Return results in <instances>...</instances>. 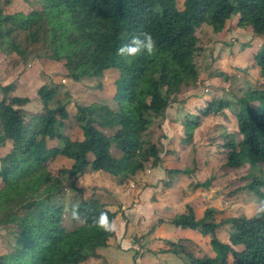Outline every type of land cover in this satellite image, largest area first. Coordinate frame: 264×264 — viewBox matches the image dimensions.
I'll list each match as a JSON object with an SVG mask.
<instances>
[{
    "label": "trees",
    "instance_id": "trees-1",
    "mask_svg": "<svg viewBox=\"0 0 264 264\" xmlns=\"http://www.w3.org/2000/svg\"><path fill=\"white\" fill-rule=\"evenodd\" d=\"M179 1L5 0V6L0 5V57L6 58L7 73L20 64L27 66L31 58H45L62 66L65 80L94 79L103 91L112 88L109 103L76 105L70 119L67 107L73 102L67 93L60 96L64 85L39 87L42 108L33 112L25 109L29 97L13 95V83H0V150L6 149L0 154V227L15 230L13 247L0 255V264L102 260L101 253L115 233L98 229L93 219L106 211L115 221V214L99 199H85L79 191L75 204L87 222L72 220L70 207L74 227L67 230L65 206L59 203L63 179L81 177L90 168L122 187L158 167L162 145L152 139L150 130L161 129L174 97L190 93L199 83V32L208 28L219 35L233 25L249 30L254 38L264 37V0ZM142 32L151 33L157 42L154 56L141 54L129 60L117 55L122 44ZM252 62L263 79L257 89H249L233 105L213 98L197 108L195 119L185 122L184 132L185 142L191 143L193 131L204 119L231 110L235 131L222 135L219 143L226 152L225 167L232 172L247 169L244 178L250 183L236 191L247 190L260 201L264 200V47ZM69 120L80 137L63 132ZM56 160L70 166L53 175L49 168ZM191 173L166 169L163 187L170 188L168 176ZM213 180L193 187L207 190ZM215 215L208 206L197 216L187 203L171 219H159L153 232L169 222L177 232L207 240L195 247L188 234L176 242L167 239L158 254H173L183 264H264V217L241 214L217 222ZM125 222L127 227L129 221ZM222 227L227 231L221 239Z\"/></svg>",
    "mask_w": 264,
    "mask_h": 264
},
{
    "label": "rangeland",
    "instance_id": "rangeland-1",
    "mask_svg": "<svg viewBox=\"0 0 264 264\" xmlns=\"http://www.w3.org/2000/svg\"><path fill=\"white\" fill-rule=\"evenodd\" d=\"M4 4L5 0H0V5L5 6ZM12 7V3L7 5L8 9ZM198 41L201 53L196 60L200 80L194 90L195 93L188 98L191 102H186L183 96L174 97L166 110L165 124L159 130L155 126L150 130L152 139H159L162 145L160 168H149L148 171L138 174L132 184L127 183L132 196L129 192L126 193L122 202L115 201L112 197L119 186L118 181L105 178L102 172H93L88 168L81 177L63 179L64 191L59 203L65 206L63 226L67 230L74 227L69 211L75 204L79 191L85 199L96 198L105 202L107 208L117 218L115 236L110 245L102 251V260H93L85 264H134L135 262L183 264L180 258L173 254H158V250L162 248V241L168 239L176 242L185 233V231L177 232L176 227L169 222H165L153 232L152 229L159 219L166 221L178 214L176 210H170L167 202L172 201L171 206L176 204L177 200H182L184 204L190 203L194 206L197 216L201 215L204 208L210 206L215 209V220L219 222L241 214L250 216L251 210L259 201L247 190L236 191L250 183V180L244 178L247 169L232 172L225 167L226 152L219 143H222V135L235 131L232 111L226 108L222 116L213 115L204 119L201 127L193 131L191 143L185 142L184 125L187 120L195 119L197 108L206 106L213 98L229 101L230 105H233L246 91L257 89L263 79L258 69L253 67L252 58L261 47H264V37L254 38L249 30L231 25L229 30L219 35L204 28L198 34ZM8 59L10 61L11 58ZM7 68L6 58L0 57V83H13L15 87L13 95L29 97L31 103L25 108L27 111L34 112L42 108L37 96V90L42 85H64L60 90V96L67 93L73 102L67 107L70 119L73 112L71 108L76 105L86 106L102 100L108 103L110 101L109 94L112 88L103 91L94 79L78 83L65 80L62 66L51 63L45 58H31L27 66L20 64L11 70V74L7 73ZM20 71L23 73L21 72L22 74L20 73L21 75L19 74L20 76L14 80L12 75ZM171 123L176 124V128L171 129ZM74 127V122L69 120L63 132L70 138H78L80 133ZM169 136L170 139L167 140ZM3 152L5 151H0V154ZM69 166L68 162L56 160L49 170L56 175L61 168ZM166 169H190L192 173L168 176L171 182L170 188L166 189L163 187L167 180ZM257 175L261 177L260 174ZM210 178L214 180L207 190L194 189V185ZM142 181L145 184L138 185V182ZM140 186L144 190H140ZM262 191L264 192V188ZM124 203L126 208L122 207ZM123 209V215L132 220L133 225L135 224L133 228H129L128 233L123 231V223L126 219L121 215ZM182 210L184 211V208ZM14 231L12 227H0V255L12 249ZM226 231L224 227L219 229L218 235L221 239ZM188 235L195 247L196 244H203L207 240L192 233Z\"/></svg>",
    "mask_w": 264,
    "mask_h": 264
},
{
    "label": "clouds",
    "instance_id": "clouds-1",
    "mask_svg": "<svg viewBox=\"0 0 264 264\" xmlns=\"http://www.w3.org/2000/svg\"><path fill=\"white\" fill-rule=\"evenodd\" d=\"M158 51L157 42L149 32H142L139 35L133 36L128 43L122 44L117 49V55L129 60L135 59L141 54L154 56ZM71 219L79 223H86L87 217H81L80 205L75 204L71 207ZM251 216L256 218L264 217V200L258 201L251 210ZM93 224L98 229L104 232L116 231V223L109 218L106 211H101L98 216L93 219Z\"/></svg>",
    "mask_w": 264,
    "mask_h": 264
},
{
    "label": "crops",
    "instance_id": "crops-1",
    "mask_svg": "<svg viewBox=\"0 0 264 264\" xmlns=\"http://www.w3.org/2000/svg\"><path fill=\"white\" fill-rule=\"evenodd\" d=\"M2 58V57H1ZM27 69V68H26ZM23 73V71H20V72H18L16 75H12L13 76V78H14V80H16L22 73ZM21 73V74H20ZM20 74V75H19ZM195 90V89H194ZM191 91L190 93H188V94H186V95H184L183 96V98H185L184 100H186V102H191V99H188L189 98V96H191V94H193V93H195V91ZM165 124V123H164ZM171 125V129H174V128H176V124H173V123H171L170 124ZM163 126V125H162ZM201 127V126H200ZM199 127V128H200ZM198 129V128H197ZM228 133V132H227ZM168 139L167 140H169L170 139V136L169 137H167ZM176 144H178V143H176ZM3 150H6V149H3ZM3 150H0V151H3ZM172 151H175V150H172ZM4 153V152H3ZM2 153V154H3ZM156 168H160L159 166L158 167H156ZM156 168H154V169H156ZM146 171H148V170H146ZM163 171H164V169H163ZM109 179V178H108ZM142 180V179H141ZM134 181H135V179H134ZM133 182V181H132ZM129 184H132L131 182L129 183ZM144 185L145 184V182L144 181H142V182H138V185ZM129 185H126V186H118L117 187V191H116V193L114 194V195H112V197L114 198V200L115 201H121L122 202V198H125V194L126 193H128L129 192V194H130V191H131V189H128L129 187H128ZM141 188H140V190H144L143 188H142V186H140ZM131 195V194H130ZM132 196V195H131ZM171 202L172 201H169V202H167L166 204H167V206H169L170 207V210L171 211H173V210H176V213H181L183 210V208H184V202L182 201V200H177V203L176 204H173V206H171ZM104 204H106L105 202H103ZM137 204V203H136ZM106 206H107V204H106ZM137 206V205H136ZM123 208H126V206H125V203L123 204V206H122ZM128 207H130V205H128ZM127 210H128V208H127ZM127 210H126V212H127ZM130 210H128V212H129ZM138 213H141V212H138ZM138 213H136V214H138ZM125 216V215H124ZM126 217V216H125ZM123 218V217H122ZM117 219V218H116ZM126 219L129 221V225L126 227V222L124 221V223H123V226H124V229H123V231H124V233H128V230H129V228H133V226H135V224L133 225V222H132V220H130V219H128L127 217H126ZM115 223H116V220H115ZM185 234L186 233H184L183 234V236H185ZM167 255V254H166Z\"/></svg>",
    "mask_w": 264,
    "mask_h": 264
}]
</instances>
